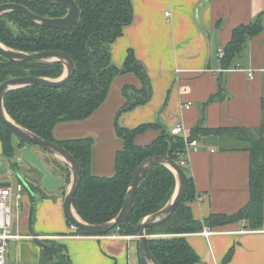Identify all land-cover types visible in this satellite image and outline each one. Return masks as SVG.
Returning a JSON list of instances; mask_svg holds the SVG:
<instances>
[{
  "label": "crops",
  "instance_id": "obj_1",
  "mask_svg": "<svg viewBox=\"0 0 264 264\" xmlns=\"http://www.w3.org/2000/svg\"><path fill=\"white\" fill-rule=\"evenodd\" d=\"M131 1L134 21L111 45L110 54L113 63L122 68L128 51L134 52L146 68L152 88L150 100L121 112L131 101L124 88L136 91L134 101L142 98L143 85L132 73L118 76L102 106L86 120L58 124L54 129L55 139L92 137V173L111 177L115 173L116 155L124 146L118 126L134 129L153 123L169 133L182 125L188 135L198 125L240 127L257 134L255 131L264 121V29L248 39L230 68H224L218 54L231 42L237 27L250 24L260 15L264 25V0ZM220 83H223L222 91ZM217 94L221 99L206 104ZM189 103L191 106L186 108ZM159 135L160 130L150 129L136 137V144L149 145ZM197 141L198 150L190 154L187 167L196 195L202 197L201 201L189 204L193 217L204 221L212 214L237 213L250 199V154L245 143L233 133L199 134ZM14 144L16 155L12 162L3 156L0 141V167L13 168V163H22L16 138ZM34 149L50 172L63 178V186L67 166ZM17 170L26 190L17 213L21 223L12 232L18 237L13 239L19 256L16 264H141L137 235H75L76 228L64 215L66 193L61 189L56 193L42 189V176L28 166ZM5 175L0 172L1 184L6 183ZM33 234L64 245L66 252L49 261L46 248L34 243ZM186 238L201 262L264 264V208L260 228L251 229L242 221L213 228V234L208 237L200 232ZM230 250L232 256L226 260ZM9 262L13 264L11 259Z\"/></svg>",
  "mask_w": 264,
  "mask_h": 264
},
{
  "label": "trees",
  "instance_id": "obj_2",
  "mask_svg": "<svg viewBox=\"0 0 264 264\" xmlns=\"http://www.w3.org/2000/svg\"><path fill=\"white\" fill-rule=\"evenodd\" d=\"M81 10L78 24L71 30H58L31 23L19 13L0 16V42L6 47L23 52L61 51L69 55L75 63L73 78L61 88L29 86L8 93L4 107L15 123L35 133L39 137L60 144L78 161L82 168V182L74 199V207L80 218L91 225H101L114 220L121 211L135 169L147 158L169 156L179 162V154L185 150L181 136H171L158 124H142L134 129L119 127L118 135L124 146L116 155L115 173L111 177L95 176L92 173V137L57 141L55 127L64 122L83 121L91 117L105 102L114 79L132 73L136 75L143 88L142 98L133 101V107L146 104L151 97L152 88L144 64L137 59L132 50L128 51L124 67L116 66L111 58L110 47L123 35L125 28L134 21L131 0H75ZM25 5L38 15L60 18L67 14L63 7H48L34 0H0ZM264 29L262 15L253 22L234 29L231 42L225 47L222 58L224 68L228 69L237 60L248 39ZM91 39L90 49L88 42ZM92 56L96 59L92 70ZM65 74L62 63L31 61L19 64L0 55V85L8 79L17 77H38L57 80ZM223 83H220V91ZM130 101V87L124 88ZM215 95L206 103L219 98ZM221 99V97H220ZM264 103V100H263ZM129 104V103H128ZM150 129L160 130V135L149 145L138 146L136 137ZM236 134L245 143L250 154V199L249 202L232 215L212 214L204 221L195 220L190 203L196 198L193 178L187 168H183L189 178L185 199L166 223L147 229L149 247L160 264H198L200 259L189 245L186 235L203 232L204 227L216 228L238 222H246L251 229L263 225L264 208V121L259 129L231 128L193 129L190 137L197 139L202 135ZM0 141L3 156L14 161L16 146L14 137L0 121ZM21 148V147H20ZM16 167V163H13ZM66 178L61 190L66 193L71 183V172L66 167ZM177 189V179L171 169L160 165L152 168L142 183L134 202L129 220L116 227L111 233L123 236H136V227L146 217L162 210L173 198ZM32 223V217L30 219ZM71 224V222L68 220ZM75 235L87 236L76 229ZM164 235L163 237H153ZM46 256L49 261L66 247L55 241H46ZM230 250L226 260L232 256ZM141 264H145L142 260Z\"/></svg>",
  "mask_w": 264,
  "mask_h": 264
},
{
  "label": "water",
  "instance_id": "obj_3",
  "mask_svg": "<svg viewBox=\"0 0 264 264\" xmlns=\"http://www.w3.org/2000/svg\"><path fill=\"white\" fill-rule=\"evenodd\" d=\"M35 2L48 7H63L67 9V14L60 18H49L36 14L28 7L14 2H5L0 5V16L7 13H19L26 17L33 24L50 27L58 30H71L79 22L81 10L75 0H34ZM90 38L88 49H90ZM0 55L14 63L26 64L31 61L46 63H62L65 66V74L57 80L38 77H17L6 80L0 85V121L18 140L20 149V160L22 163H16V168L28 166L38 172L41 176V187L48 193H56L62 187L63 178L54 176L46 167V164L39 157L34 148L42 150L65 164L71 172V183L64 199V215L71 224L87 236H106L116 227L127 222L132 215L136 195L144 182L148 172L156 166H166L173 171L177 179V189L172 200L159 212L146 217L136 227V235L139 238V254L145 264H160L149 247V235L147 229L158 227L168 222L176 213L183 200L186 197L189 178L185 170L169 156H153L140 163L133 174L130 187L128 189L124 205L111 222L101 225H91L83 221L77 214L74 207V199L82 182V168L78 161L60 144L45 140L35 133L23 128L12 120L4 107L6 95L12 91L26 88L29 86H44L49 88H61L73 78L76 67L72 58L61 51H41V52H23L6 47L0 42ZM92 70H95L96 59L92 56ZM134 93H131V101L121 112L130 110L133 107ZM21 147V148H20ZM19 171V170H18ZM20 174V173H18ZM21 176V175H20ZM9 183H3L1 186H10ZM34 243L40 247L48 248L46 241L33 234ZM198 264H208L200 262Z\"/></svg>",
  "mask_w": 264,
  "mask_h": 264
},
{
  "label": "built area",
  "instance_id": "obj_4",
  "mask_svg": "<svg viewBox=\"0 0 264 264\" xmlns=\"http://www.w3.org/2000/svg\"><path fill=\"white\" fill-rule=\"evenodd\" d=\"M219 57L223 58L225 55L224 50H220ZM250 78H253V73H250ZM191 103L186 105L189 108ZM171 136H181L185 141V150L179 154V162H177L182 168L189 166L190 154L193 151L198 150L199 143L197 139H193L186 133L185 128L182 125H178L170 130ZM26 186L24 182L20 181L16 186V206L21 207L22 200L24 198V192ZM14 189L13 186H1L0 185V264H10L9 262V241L17 236L12 235V203H13ZM202 197L197 195L196 200L201 201ZM203 235L206 237L213 234V229L206 227L203 230Z\"/></svg>",
  "mask_w": 264,
  "mask_h": 264
},
{
  "label": "rangeland",
  "instance_id": "obj_5",
  "mask_svg": "<svg viewBox=\"0 0 264 264\" xmlns=\"http://www.w3.org/2000/svg\"><path fill=\"white\" fill-rule=\"evenodd\" d=\"M2 171L6 174L3 178V180H5L6 183L11 184L13 186V189H14L13 203H12V220H13L12 232H15L17 230V226H19V224L21 223L20 222L21 220H19L20 218H18V214H17L18 208L16 206V186L19 183L21 176H20V174H18L19 171L17 170L16 167H13V168L9 167L8 168L6 165H3L2 167H0V172H2ZM1 179L2 178H0V184H1ZM8 249H9L8 258L11 259V261H13L12 262L13 264H16L19 261L18 249L16 247V241H14L13 239L10 240Z\"/></svg>",
  "mask_w": 264,
  "mask_h": 264
}]
</instances>
